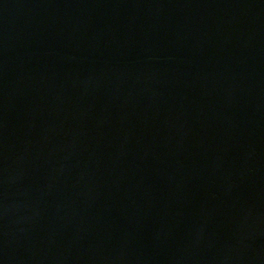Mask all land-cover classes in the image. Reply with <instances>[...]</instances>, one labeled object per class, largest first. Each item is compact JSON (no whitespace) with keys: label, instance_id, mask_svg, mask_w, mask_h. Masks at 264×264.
I'll return each mask as SVG.
<instances>
[{"label":"water","instance_id":"water-1","mask_svg":"<svg viewBox=\"0 0 264 264\" xmlns=\"http://www.w3.org/2000/svg\"><path fill=\"white\" fill-rule=\"evenodd\" d=\"M0 264H264V0H0Z\"/></svg>","mask_w":264,"mask_h":264}]
</instances>
